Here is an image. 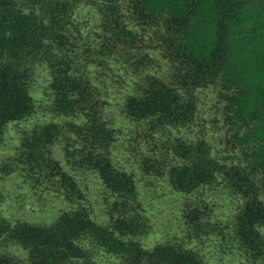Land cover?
I'll use <instances>...</instances> for the list:
<instances>
[{
  "label": "trees",
  "instance_id": "16d2710c",
  "mask_svg": "<svg viewBox=\"0 0 264 264\" xmlns=\"http://www.w3.org/2000/svg\"><path fill=\"white\" fill-rule=\"evenodd\" d=\"M107 1V0H106ZM95 5L99 27L91 45L84 37L80 9ZM143 20L161 18L173 27L165 39L175 64L167 81L147 74L137 90L127 94L122 111L151 128L187 127L194 120V90L219 79L227 103L224 122L228 142L242 150V164L221 162L204 139H177L169 145L176 159L166 170L169 185L190 193L221 180L243 203L234 215L237 247L250 264H264V0H134ZM118 3L99 0H0V144L9 127L36 113L31 90L38 66L47 70L45 92L58 115L84 117L69 122L83 144L75 150L115 197L119 211L129 217L102 224L92 207L75 205L60 210L50 222H27L0 213V240L19 245L24 258L0 253V264H207L197 250L175 241L150 247L135 236L143 230L134 176L118 168L109 148L114 131L102 118L96 100L101 91L85 74L96 58L109 63L129 56L134 31L119 13ZM174 28V29H173ZM83 71L84 74H79ZM99 95V96H98ZM98 98V99H97ZM49 109V106H48ZM82 136V137H81ZM60 139L56 123H43L22 138L18 162L26 179L76 202L83 198L73 175L52 151ZM81 144V142H80ZM244 162V163H243ZM89 203V202H88ZM194 232L201 229L198 212L189 215Z\"/></svg>",
  "mask_w": 264,
  "mask_h": 264
},
{
  "label": "rangeland",
  "instance_id": "374dc122",
  "mask_svg": "<svg viewBox=\"0 0 264 264\" xmlns=\"http://www.w3.org/2000/svg\"><path fill=\"white\" fill-rule=\"evenodd\" d=\"M99 1L102 4L118 3L122 19L138 36V41L132 42L129 56H118L109 63L96 58L90 67L82 61L85 74L101 91V98L98 95L96 100L101 116L114 131L110 157L118 168L134 176L139 187L137 208L142 214L144 227L135 237L146 247L165 240L175 241L197 250L207 264H250L240 254L233 232L234 215L243 203L242 198L233 195L220 179L190 193L173 189L166 179L168 166L176 161L169 145L177 139L188 142L204 139L215 159L227 164H242V150L232 148L228 142L231 131L224 122L223 106L227 103L224 86L217 79L194 90L197 109L194 120L187 127L154 129L145 120L128 118L122 111L126 95L137 90L138 83L147 74L167 81L173 72L175 64L169 57L165 41L169 35H174L173 26L161 18H139L134 0ZM95 7L88 3L80 9L84 33L79 41L80 50L91 45L88 36L91 39L96 37L99 22ZM84 72L78 71L79 74ZM47 74L45 67L38 66L32 75L36 113L11 125L0 144V213L27 222L44 223L52 221L62 209L85 205L93 208L102 224H108L112 218L133 215L134 209L132 212L129 209L119 211L115 197L107 192L97 173L83 164L80 152L75 150L83 141L69 122L82 124L84 117L58 115L52 110L51 93L49 91L48 95L44 90ZM51 122L58 124L60 129V139L54 142L52 151L67 172L74 176L84 196L76 202L66 199L49 184L45 188L43 184L26 179L25 170L20 171L19 166H15L11 174H6V169L18 162L22 138L41 124ZM192 212L200 214L201 229H206L205 232L197 234L189 225ZM0 253L25 257V251L19 245L2 240Z\"/></svg>",
  "mask_w": 264,
  "mask_h": 264
}]
</instances>
